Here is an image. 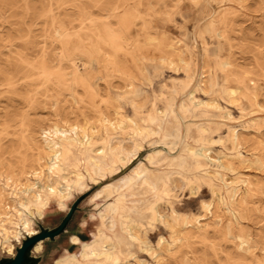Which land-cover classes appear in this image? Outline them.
I'll return each instance as SVG.
<instances>
[{
  "label": "bare ground",
  "instance_id": "6f19581e",
  "mask_svg": "<svg viewBox=\"0 0 264 264\" xmlns=\"http://www.w3.org/2000/svg\"><path fill=\"white\" fill-rule=\"evenodd\" d=\"M128 1H133L134 5L125 8V3L127 4ZM141 1L122 0L121 5L119 3L111 5L109 12L98 22V25L89 17L81 18L79 24L75 26L57 22L52 18L51 35L48 39L32 42L19 40L10 42L6 46L4 65L6 70L10 69L11 72L7 71L3 74L0 71V88L6 89V93L18 95L21 111L14 115L16 124L11 135L14 138L11 139L10 158L0 156V253L13 256L15 246L20 244L23 237L36 233L33 227L34 220H42L52 204L58 212L65 213L68 209L67 204L73 199L74 194H81L87 191L89 186L110 179L132 165L144 149L143 142L157 136L145 137L138 144L134 154L130 157L113 159L100 174L89 171L80 159L74 169L76 180L65 184L62 191H57L54 181L50 179V174L56 169L61 157V143L82 144L83 140L99 139L102 135L111 134L115 135L112 149L120 143H123L124 150L131 149L129 140L122 142L121 133L126 128L140 133V128L131 116L124 113L120 102H128L135 112H143L146 109V105L150 102L148 89L152 81L145 64L152 65L153 69L160 73L168 71L174 74L181 72L186 75L193 74L195 62L185 59V51L179 48L177 42L170 40L166 35L150 33L149 23L145 20L146 14L138 9ZM191 1L198 4L200 0ZM212 1L236 3V0ZM178 3L179 1L176 2V6ZM120 8L124 9L123 12H118ZM230 14L228 10L209 13L204 21L206 28H212L215 21L225 24ZM169 16L167 14L166 18L170 19ZM110 19H115V24H111ZM137 20H141L142 27L132 36L131 30L136 27ZM202 33L203 31L200 30L198 35L201 36ZM214 33L217 38H222L220 31L215 30ZM148 49H153L157 54L155 58L146 55ZM94 66L106 74L122 76L124 87L120 102L110 97V85L107 80H101L107 86L103 95L101 89L94 83V77L86 76ZM218 66L225 74L223 82H234L238 88L229 89L224 83L218 85L211 76L204 81L203 70L201 71L203 79L198 85L202 98L196 101V106L208 111L222 112L223 107L219 102L222 101L231 111L235 110L239 113V119L264 115V106L258 101L257 84L249 76V72L235 69L229 59L220 60ZM135 71L138 72L143 83V88L141 87L139 92L144 99L142 103L137 102L136 99V86L133 82ZM236 94L239 97H236ZM132 96L133 98L130 99ZM189 99L194 102L193 93L189 95ZM242 101H245L248 108ZM44 110L48 111L54 121L49 126L34 128L33 125L38 122L31 117H39L37 112ZM89 114L92 115L91 118L87 117ZM72 116L81 117L82 123L77 118L71 122L69 118ZM224 117L236 121L230 112L225 113ZM262 128H264V117H256L242 129L259 132ZM209 141L222 149L215 151L207 146L193 150L187 145L185 150L195 158L220 169L217 179L225 189V195L222 194L221 187L211 183L209 199L199 203V214H180L169 205L155 206L156 222L168 232V240L159 236L154 246L141 228L130 220L123 227V236L136 244L140 253L153 264H165L164 255L174 258L183 248L190 249L194 241L203 246L205 253L209 230L224 239L234 240L239 258H243V255L253 256L249 239L242 232L241 211L245 202L243 198H239L241 194L248 196L251 184L243 174L231 177L235 171L233 160L238 163H250L252 160L248 155L240 152L241 142L238 129L235 127H226L224 134L217 135ZM184 144L183 137L178 140L174 149L161 144L160 140L150 141L149 151L143 161L153 169L149 170L143 161H139L128 173L105 183L96 191L90 200L96 202L103 199L107 202L97 213L103 230L98 229L93 238L87 242L79 241L75 235L70 236L69 243L79 247L78 253L63 252L53 259L52 264H83L86 260L100 258L106 260L105 264H120L111 257L112 243L100 241L107 227L106 220L124 204L123 192L116 189L115 184L128 178L139 167L149 172L163 171L161 166L164 163L158 165L153 163L156 156L163 155L167 160L174 159L180 154ZM94 152L101 154L102 149L98 148ZM176 152L177 154L174 155ZM226 152L234 154L232 155L234 157L230 158ZM31 180L43 183L47 190L46 197L42 198L34 191L36 185ZM171 185L173 190L177 191L182 187V181L174 178L171 180ZM240 185H244L245 188L242 189ZM188 191L192 196L196 193L194 186H189ZM20 193L29 194L34 202L33 206L24 205ZM13 199H16V203ZM13 213L18 219L12 229L7 230L6 225L11 221ZM206 219L210 220V224L205 222ZM234 230L236 234H233ZM94 245H99V252L93 249ZM42 249V244L39 243L35 246L34 253L39 254ZM211 250L215 256L216 249ZM190 254V258L183 257L175 263L181 261V264H189L188 261L192 259L195 264H204L197 261L193 251ZM130 260L135 264H148V261L138 259L133 253L128 254V258L121 264H130Z\"/></svg>",
  "mask_w": 264,
  "mask_h": 264
},
{
  "label": "rangeland",
  "instance_id": "374dc122",
  "mask_svg": "<svg viewBox=\"0 0 264 264\" xmlns=\"http://www.w3.org/2000/svg\"><path fill=\"white\" fill-rule=\"evenodd\" d=\"M177 1L179 3L176 6ZM116 3L121 5L122 0H0V71L3 74L7 71L11 72L10 69L6 70L4 65L5 54H7L6 46L10 42L48 39L51 35L52 18L57 22L70 23L75 26L79 24L81 18L89 17L98 25V22L109 12L111 5ZM125 5L126 8L134 5V2L128 1ZM138 9L146 14L145 20L149 23L151 34L155 32L166 35L170 40L177 42L181 50L185 51V59L195 62L194 72L190 75L183 72L179 74L168 71L160 73L155 71L152 65L145 64L152 81L148 89L150 96L148 101L150 102L143 112H135L128 102L119 101L124 87L122 76L113 73L106 74L96 66L88 71L86 76L94 77L93 81L101 89L103 95L107 86L101 80H107L110 85V97L120 102L124 113L131 116L137 123L140 133L130 128L122 131V142L126 140L131 142V149L128 151L124 150L123 143L112 149L115 135L111 134L102 135L99 139L83 140L82 144L61 143L60 160L57 162L56 169L50 174V179L54 181L57 191H62L65 184L76 180L74 169L80 159L89 171L100 174L113 159L130 157L134 154L138 144L145 137L157 136L143 142L144 149L132 165L110 179L95 186H89L87 191L73 195V199L67 204L68 208L77 197L86 193L66 233L58 239L56 244L43 247L44 257L41 264H52L53 259L63 252L77 254L79 247L69 243L70 236L75 235L79 241L87 242L93 238L98 229L103 230L97 213L107 202L103 199L92 202L91 196L105 183L120 178L128 173L134 164L143 161L149 151L150 141L160 140L161 144L174 149L178 140L183 137L185 144L176 158L167 160L160 155L153 160L155 165L164 163L161 166L163 171L149 172L139 167L128 178L115 184L114 187L123 192L124 204L120 210L106 220L107 227L100 240L112 243L111 257L120 264L128 258L130 253L135 254L138 259L148 261V264H153L144 254L140 253L136 244L123 236L124 225L130 220L141 228L151 245L154 246L159 236L168 240V232L156 222L155 206L169 205L180 214H199V203L209 199L210 184L222 188L217 179L220 169L188 154L185 148L188 145L193 150L207 146L215 151L222 149V147L214 146L209 140L224 134L226 127L238 129L241 142L240 152L248 155L252 160L250 163H238L232 159L235 171L231 177L243 174L251 184L248 196L241 194L239 198H243L245 202L243 211H241L242 232L249 239L253 256L243 255V258H239L234 240L224 239L209 230L205 253L203 246L194 241L190 249L183 248L174 258L164 255L165 264H176L175 261L183 257L190 258L191 251L194 252L197 261L204 264H264V128L259 132L242 129L248 126L251 120L256 117L263 118L264 115L239 119V113L235 110L231 111L222 101H219L223 107L222 112L208 111L196 106V101L202 98L198 89L199 82L203 79L201 71L205 72L204 81L211 76L218 85L223 84L225 74L219 69L218 62L224 59H229L235 69L249 72V76L257 84L259 104L264 106V0H236V3L200 0L198 4H194L191 0H142ZM123 10L120 8L118 12H123ZM224 10L231 12L225 24L215 21L213 27L207 29L204 21L208 18V14ZM167 14L170 15V19L166 18ZM109 22L115 24V19H110ZM141 27V20H137L136 27L131 30L132 36ZM200 30L203 31L201 36L198 35ZM215 30L221 32L222 38L216 37ZM146 55L155 58L157 54L153 49H148ZM134 76L136 99L137 102L142 103L144 99L139 92L140 88H143V83L137 71L134 72ZM224 84L229 89L238 88V85L231 81ZM5 91L6 89L0 88V156L8 159L12 150L11 139L14 138L11 135L16 124L14 115L21 111V104L18 95ZM191 93L195 96L194 102L189 99ZM236 97L239 96L236 94ZM242 102L248 108L245 101ZM227 112H230L236 121L226 119L224 114ZM37 114L39 117H31L38 122L33 125L34 128L49 126L54 121L46 110L39 111ZM87 117L91 118L92 115L89 114ZM76 118L82 123L81 117L72 116L69 119L74 122ZM98 148L102 149L101 154L94 152ZM226 153L230 158L234 157L232 156L234 154ZM176 154L177 152L174 153ZM144 163L149 170L153 169L146 162ZM174 178L182 181V187L177 191L173 190L171 185V180ZM31 181L36 185L34 191L42 198L46 197L47 190L43 183L38 180ZM189 186L195 187L194 196L189 194ZM240 187L245 188L244 185ZM6 190L10 192L7 188ZM224 193L226 191L222 188V194L225 195ZM20 196L24 205L33 206L34 202L29 194L20 193ZM13 200L16 203V199ZM62 216L63 213L58 212L52 204L39 223L44 227H53ZM17 219L18 217L13 213L6 229L11 230ZM36 221L34 220L33 226L35 230L37 229ZM205 222L210 224L209 219ZM233 234H236V230ZM93 249L100 251L99 245H94ZM211 249H216L215 256ZM105 261L104 258L92 259L84 261L83 264H105ZM180 262L177 263L181 264ZM188 262L195 264L192 259ZM129 263L135 264L132 260Z\"/></svg>",
  "mask_w": 264,
  "mask_h": 264
},
{
  "label": "water",
  "instance_id": "95a60500",
  "mask_svg": "<svg viewBox=\"0 0 264 264\" xmlns=\"http://www.w3.org/2000/svg\"><path fill=\"white\" fill-rule=\"evenodd\" d=\"M85 194L77 197L69 206L67 211L53 227H44L36 221V233L31 236H24L20 244L15 246L13 256L0 253V264H41L44 257V249L41 253L35 254L34 249L37 244L45 245L56 244L58 239L66 233L69 226L79 210V205L85 198Z\"/></svg>",
  "mask_w": 264,
  "mask_h": 264
}]
</instances>
